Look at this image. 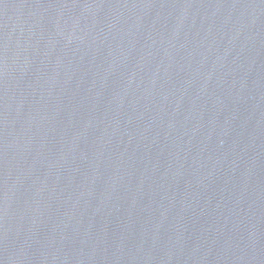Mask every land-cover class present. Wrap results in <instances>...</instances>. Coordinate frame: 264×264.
<instances>
[{
  "label": "water",
  "instance_id": "water-1",
  "mask_svg": "<svg viewBox=\"0 0 264 264\" xmlns=\"http://www.w3.org/2000/svg\"><path fill=\"white\" fill-rule=\"evenodd\" d=\"M0 264H264V0H0Z\"/></svg>",
  "mask_w": 264,
  "mask_h": 264
}]
</instances>
